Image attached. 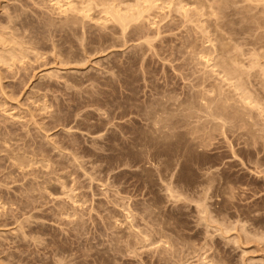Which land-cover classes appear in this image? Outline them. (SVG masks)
Returning a JSON list of instances; mask_svg holds the SVG:
<instances>
[{"label": "rangeland", "instance_id": "1", "mask_svg": "<svg viewBox=\"0 0 264 264\" xmlns=\"http://www.w3.org/2000/svg\"><path fill=\"white\" fill-rule=\"evenodd\" d=\"M56 1L0 0V264H264V173H259L264 171V151L253 150L256 143L244 147L241 131L235 137L225 132L228 143L217 131L208 145L191 146L188 139L197 140L186 127L195 120L182 111L201 89L199 80L210 79L211 69L216 71H211L213 81V76L226 79L216 65L224 57L214 50L220 45L229 47L226 54L236 56L231 59L241 56L245 61L237 63H242V78L255 76L247 78L248 84L264 83V0H145L153 1L150 11L144 0H106L112 10L132 9L129 15L142 16V23L132 16L136 20L124 34L104 15V0L103 5L100 0H65L75 6L67 3L72 10ZM75 9L90 17L71 25L69 19H77L70 16L80 18ZM191 50L194 55L187 52ZM197 56H209V65L201 67ZM228 81L235 85V80ZM262 85L249 90H258L253 95L259 97ZM260 98L264 103V96ZM163 103L178 110L164 107L169 115L159 112L157 130L149 114L164 110ZM174 113H181L184 121ZM258 117L253 127L262 131L264 120ZM174 118L178 127H186L175 126L179 132L161 128L163 121ZM164 131L169 139L163 142L158 132ZM260 132L255 135L264 137ZM238 136L244 140L236 142ZM147 138H156L155 143ZM168 140L176 146L165 144ZM165 145L171 149L164 151ZM171 150L176 152L172 157L161 156Z\"/></svg>", "mask_w": 264, "mask_h": 264}, {"label": "bare ground", "instance_id": "2", "mask_svg": "<svg viewBox=\"0 0 264 264\" xmlns=\"http://www.w3.org/2000/svg\"><path fill=\"white\" fill-rule=\"evenodd\" d=\"M58 1H59V3L60 2H63V4H65V5H63V6H67V3H64L65 2V0L64 1H61V0H57L56 1V3H58ZM68 1V0H67ZM81 1H83V0H81ZM92 1H94V0H92ZM98 1V0H97ZM103 0H100V1H98L99 3H100V5H103V3L104 4H106V5H103L104 7L105 6H108L107 5V1L106 0H104V2L103 3H101ZM106 1V2H105ZM108 1H110V0H108ZM117 1V0H116ZM135 1H138V0H135ZM134 1V2H135ZM145 1V0H144ZM154 1H156V0H154ZM171 1V0H170ZM178 1V0H177ZM220 1V0H219ZM245 1H247V0H245ZM254 1H257V0H254ZM260 1H262V0H259L258 2H260ZM89 2V1H88ZM113 2V4H115L114 3V1H112ZM133 2V1H132ZM133 2V3H134ZM139 2V1H138ZM148 4H147V3ZM150 1H145V3L143 4V6H145L146 5V7H145V9L147 10H151V9H153L152 8V2L151 3H149ZM159 2V1H158ZM167 2V1H166ZM172 2V1H171ZM214 2H216L215 0H214ZM252 2V1H251ZM83 3V2H82ZM84 3H85V1H84ZM83 3V4H84ZM119 3H121V4H124V3H122V2H119ZM129 3V2H128ZM165 3V2H164ZM172 3H174V2H172ZM200 3V2H199ZM202 3V2H201ZM223 3V2H222ZM246 3H248V2H246ZM257 3V2H256ZM69 5L71 4V2L70 3H68ZM90 4V3H89ZM94 4V3H93ZM92 4V5H93ZM98 4V3H97ZM109 4V3H108ZM113 4H109V5H113ZM120 4V5H121ZM181 4V3H180ZM185 4V3H184ZM217 3H215V5H216ZM224 4H225V2H224ZM249 4V3H248ZM252 4V3H251ZM57 5H59V4H57ZM72 5V4H71ZM80 6L79 7H81V4H79ZM95 5V4H94ZM128 5H130V4H128ZM137 5V4H136ZM141 5V4H140ZM154 6L153 7H155V4H153ZM169 5V4H168ZM171 5V4H170ZM181 5H183V4H181ZM200 5V4H199ZM253 5V4H252ZM60 6V5H59ZM72 6H74V5H72ZM87 6V4L85 5V7ZM95 6H97V5H95ZM119 6V5H118ZM117 6V7H118ZM124 6L125 5H123V6H121L122 8H124ZM131 6H134V5H131ZM142 6V7H143ZM180 6V5H179ZM221 6V5H220ZM70 8V10H72V8L70 7V6H67V8ZM85 7H81V8H85ZM112 7H115V6H112ZM111 7V8H112ZM130 7V6H129ZM136 7V6H135ZM175 7V6H174ZM173 7V8H174ZM181 7V6H180ZM57 8V7H56ZM59 8H61V7H59ZM59 8H57V10L59 9ZM63 8H65V11L66 10H68L66 7H63ZM74 8H75V6H74ZM77 8V7H76ZM87 8H89L88 6H87ZM86 8V9H87ZM90 8H91V6H90ZM95 8H97V7H95ZM126 8H128V7H126ZM126 8H124V9H126ZM144 8V7H143ZM142 8V10L144 11L145 9H143ZM164 8V7H163ZM196 8V7H195ZM216 8V7H215ZM83 9H81V10H83ZM85 9V10H86ZM109 9V10H108ZM114 9V8H113ZM115 9H117V10H115ZM115 9L114 10H112V9H110L109 8V6H108V8L107 9H105V8H103L102 9V11H104V10H107L106 12L104 11L103 13H104V15L105 16H107L108 17V20H110V23H113V24H117L118 25V27L120 28V31L122 32V34H124V32H126V30L127 29H130V28H132L131 27V22H133L134 20H136V21H138V20H141L142 19V16H141V19H139V18H136V17H134L135 16V14L134 15H129L128 13H131V11H132V9H131V7L129 8V9H131V11L129 12V11H127V9L126 10H124V11H127L128 13H123L121 10V8L119 7V9L118 8H116L115 7ZM179 7H178V12H180L181 13V10L179 11ZM186 9V8H185ZM209 9H210V7H209ZM223 9V8H222ZM230 9V8H229ZM70 10L69 11H66V12H69V14H72L73 15V11H71L70 12ZM76 10V12L75 13H78L79 11L77 10V9H75ZM89 10V9H88ZM134 10H136V13H139L138 12V10L137 9H134ZM144 11V13L145 12H149V11ZM159 10V9H158ZM161 10V9H160ZM176 10V9H175ZM215 10V9H214ZM64 11V12H65ZM84 11V10H83ZM83 11L79 14V17L80 18H77L78 16L77 15H74L73 17H71L70 16V18H72V19H77V20H75L76 22H72L70 19H69V23H71V25H73L74 23H77V22H82V20H87L88 18H87V15H88V13L87 12H90V11H85L87 14H85V13H83ZM109 11V12H108ZM122 13H121V12ZM197 11V10H196ZM209 11V10H208ZM212 11V10H211ZM59 12V11H58ZM95 12H98V11H95ZM133 12H135V11H132V13ZM142 12V11H141ZM161 12H163V11H161ZM190 12V11H189ZM107 13V14H106ZM144 13H142V14H140V15H143ZM146 13V14H147ZM182 13H187V12H182ZM199 13H201V11L199 12ZM82 14H84V16H80V15H82ZM92 14V13H91ZM155 14H157V13H155ZM209 14H211L210 16H213L214 15V13H209ZM67 15V14H66ZM95 15V14H94ZM138 15V14H137ZM149 15V14H148ZM182 16H184L183 14H181ZM186 15V14H185ZM198 15V14H197ZM222 15V14H221ZM69 16V15H68ZM77 16V17H76ZM98 16V15H97ZM101 16V15H100ZM105 16H103V18L105 17ZM134 18H136V19H133V17ZM167 16H168V14H167ZM178 16H179V14H178ZM187 16H189V15H187ZM201 16H202V14H201ZM81 17H83V19L81 18ZM84 17H86V19H84ZM139 17V16H138ZM198 17V16H197ZM213 17H215V16H213ZM216 17H218V16H216ZM68 18V17H67ZM102 18V19H103ZM148 18V17H147ZM167 18V17H166ZM168 18H170V17H168ZM183 18V17H182ZM182 18H180V19H182ZM211 18V17H210ZM210 18H207V19H210ZM81 21H80V20ZM96 19V18H95ZM101 19V20H102ZM165 19V18H164ZM184 19H185V17H184ZM190 19H191V17H190ZM203 19V18H202ZM64 20V19H63ZM91 20V19H90ZM108 20H105V22H108ZM146 20V19H145ZM187 20H189V19H187ZM186 20V21H187ZM215 20V19H214ZM214 20H212V21H214ZM222 20V19H221ZM253 20V19H252ZM67 21V20H66ZM93 21V20H92ZM104 21V20H103ZM135 21V22H136ZM185 21V20H184ZM99 22V21H98ZM151 22V21H150ZM189 22V21H188ZM216 22V21H215ZM219 22V21H218ZM238 22H240V21H238ZM73 23V24H72ZM102 23V22H101ZM139 23H142V20L139 22ZM93 24V23H92ZM134 24V26L133 27H136V23H133ZM132 24V25H133ZM153 24V23H152ZM190 24H192V23H190ZM208 24V23H207ZM70 25V26H71ZM75 25V24H74ZM79 25V24H78ZM82 25V24H81ZM96 25H98V24H96ZM187 25V24H186ZM221 25V24H220ZM231 25V24H230ZM103 26V25H102ZM101 26V27H102ZM113 26V25H112ZM138 26H140V25H138ZM211 26V25H210ZM142 27V26H141ZM140 27V28H141ZM187 27V26H186ZM153 28V27H152ZM134 29V28H133ZM220 29V28H219ZM233 31V30H232ZM231 31V32H232ZM208 32V31H207ZM140 33V32H139ZM245 33V32H244ZM128 34V33H127ZM126 34V35H127ZM133 34V33H132ZM217 34V33H216ZM220 34V33H219ZM223 34V33H222ZM119 35V34H118ZM215 35V34H214ZM228 35V34H227ZM74 36V35H73ZM146 36V35H145ZM158 36V35H157ZM209 37H211V36H209ZM219 37V36H218ZM231 37V36H230ZM157 38V37H156ZM221 38H223V37H221ZM221 38H217V40H219L218 42H220V43H222L221 42V40L222 41H224L223 39H221ZM209 39V38H208ZM221 39V40H220ZM72 40V39H71ZM120 40V39H119ZM149 41H150V39H148ZM147 40V41H148ZM1 41V40H0ZM100 41V40H99ZM144 41H146V40H144ZM147 41H146V44H147V46H148V43H147ZM207 42H209V40L207 41ZM212 42V41H211ZM226 42L228 43V41H227V39H226ZM115 43V42H114ZM194 43V42H193ZM233 43V42H232ZM100 44V43H99ZM152 44V43H151ZM192 44V43H191ZM202 44V43H201ZM200 44V45H201ZM213 44V43H212ZM215 44V43H214ZM234 44V43H233ZM211 45V44H210ZM218 45V44H217ZM230 45V44H229ZM232 45V44H231ZM65 46V45H64ZM219 46V45H218ZM228 46V45H227ZM81 47V46H80ZM189 47V46H188ZM232 47V46H231ZM235 47V46H234ZM82 48V47H81ZM149 48V47H148ZM152 48V47H151ZM190 48V47H189ZM229 47H224L223 45L221 46L220 45V47H219V49H217V48H214V50L216 49V51L215 52H219V53H221V54H219V56H221V55H223L224 57H222V60H220V61H218V62H220L219 64H216V65H220V67L221 68H223V69H221V70H223L224 72H225V75L222 73V75L221 76H223L224 78H226V79H223V78H220V75H219V78L220 79H222L221 81H220V79H218V77L217 76H213V78L216 80V81H218V82H220V83H217V82H215V80L213 81L212 80V70L213 69H211L210 70V73H208V74H210L211 75V77H209L210 79L209 80H212L214 83L212 84V81H211V83H209L208 81V79H206V80H208V81H206L205 82V79L203 78L202 80H199V81H204L205 82V84H207V85H210L209 86V89L208 88H205L206 86H204V83H202V82H200L201 83V89L200 90H197L196 92H194V94L195 95H193V100L192 99H190V98H188L187 100H188V102L187 103H184L183 105H184V109L182 110L183 112H184V110L185 111H187V112H185L186 114H187V117L188 118H190V119H194L195 120V125L194 126H192V127H190V126H188V125H190V124H192L191 122L192 121H186V122H190V123H188V127H186V126H183L181 123H183V122H181V121H179L178 120V122H180L179 124H181V126L182 127H186V128H190V132H189V136H191V138L192 139H195V140H197V141H193V140H191V139H188L189 140V142H192L191 143V146H196V147H199L200 148V145H198L199 143L201 144V143H203L204 142V144L205 143H207V142H209V141H213L212 139L214 138V140H215V138L216 137H214V135H216V134H214L213 135V132H215V133H218L217 131H220L219 132V134H220V137H219V139L221 138V136L223 137V140H226V138H224L226 135H228V133L230 134L229 136H231V137H233L235 134H237V132H240V135H242L241 137H245L244 139H246V141L245 142H247L246 144H245V142H243L244 143V145H246V146H244V147H246L247 149H250V147L248 148V146L247 145H252L253 146V144H255V146H253V148L255 147L258 151H256V152H258V153H261V152H259V151H264V149H261V150H259V146H257V141H259L260 142V145H261V143H262V146H264V137H261V135H259L258 137H257V135H255L256 133H259L261 130H258L257 128L255 129V125L253 124V122H254V120H255V118L256 117H260L261 116V114L262 113H264V105H262V104H264V103H262V101H260V100H262V98H260L261 96H264V95H262V93H264V88H262V87H264V85H262V84H264V83H262V82H259L261 85H262V87H260V89H259V93H261V96H259V97H257L256 95H253V94H255V93H253L254 91H258V90H254L253 92L252 91H250L249 89H254L255 87H251V88H248L249 86H254L255 84H253V85H251L250 84V82H249V84H248V80H250V79H247V78H249V77H251L252 75H253V73H251V75L250 76H247V78H246V80H245V77H243L242 78V75L244 74V72L243 71H241L242 69H243V67H241L242 65V63H237V61L239 62V60H241L242 59V57L241 56H238V60L236 59V60H234V59H231V58H233V57H236V56H231V53L232 52H230L229 51V54H226V52H228V51H225V50H227ZM13 49V48H12ZM191 49V48H190ZM193 50H194V48H192ZM209 49H210V47H209ZM189 50V49H188ZM193 50H191V51H187V52H189V54H190V52H192V54L194 55V51ZM208 50V49H207ZM229 50H231V48L229 49ZM12 51V50H11ZM84 51V50H83ZM238 52L236 49H234V51L233 52ZM15 52H17V51H15ZM195 52H197V50L195 51ZM205 52V51H204ZM208 52H210L209 50H208ZM215 52H213L214 54H215ZM235 52V53H236ZM93 53V52H92ZM200 53V52H199ZM198 53V54H199ZM3 54V53H2ZM15 54H18L19 55V53L17 52V53H15ZM68 54V53H67ZM201 54V53H200ZM205 54H207V53H205ZM213 54V55H214ZM217 54V55H218ZM225 54L226 55H230L231 57L229 58V57H227V56H225ZM234 54V53H233ZM21 55V54H20ZM20 55H19V57H20ZM182 55V54H181ZM202 55V54H201ZM208 55L211 57V54H209L208 53ZM236 55H240V54H236ZM17 56V55H16ZM209 56H207V58L205 57V56H203V57H199L198 58V56H197V58H198V60H197V62H200L201 63V67H205L206 65H209L208 64V62L210 61L208 58H209ZM254 55H252V57H253ZM2 57V56H1ZM5 57V56H4ZM172 57V56H171ZM239 57H241V58H239ZM258 57H259V55H258ZM197 58H195V59H197ZM214 57H212V59H213ZM245 58H247V57H245ZM255 58V57H254ZM253 58V59H254ZM6 59V58H5ZM12 59V58H11ZM15 59V58H14ZM18 59H20V58H18ZM211 59V58H210ZM218 59H219V57H218ZM217 59V60H218ZM256 59V58H255ZM1 60V59H0ZM4 60V59H3ZM3 60H1L2 62H3ZM189 60V59H188ZM216 60V58H214V61ZM248 60H250V58L249 59H247V62H248ZM5 61H7V60H5ZM9 61V60H8ZM7 61V62H8ZM11 61V60H10ZM193 61H195V60H193ZM214 61H211V62H213V64H215L216 63V61H215V63H214ZM242 61L243 62H245L243 59H242ZM7 62H5V63H3V64H7ZM196 62V61H195ZM196 62V63H197ZM210 62V63H211ZM255 62V63H254ZM252 64H256V61H254ZM194 63V62H193ZM199 63V64H200ZM212 64V65H213ZM239 64V65H238ZM244 64V63H243ZM252 64H251V66H252ZM262 64H264V63H262ZM261 64V65H262ZM11 65H12V62H11ZM202 65H205V66H202ZM212 65H210V66H212ZM216 65L215 66H212V67H214V68H217L218 69V67H216ZM210 66H208V67H210ZM250 66V67H251ZM254 66H257V65H254ZM253 66V67H254ZM207 67V66H206ZM211 67V68H212ZM239 67H241L242 69H240ZM188 68V67H187ZM249 68V67H248ZM258 68V67H257ZM191 69V68H190ZM210 69V68H209ZM216 69V70H217ZM260 69H262V67L260 68ZM259 69V70H260ZM203 70H205V69H203ZM219 70V69H218ZM244 70V69H243ZM191 71V70H190ZM198 71V70H197ZM213 71H215V70H213ZM253 71V70H252ZM205 72V71H204ZM206 72H207V70H206ZM216 72V71H215ZM218 72V71H217ZM222 72V71H221ZM220 72V73H221ZM260 72V71H259ZM203 73V72H202ZM249 74L250 72H247V70H246V72H245V74ZM193 74V73H192ZM199 74H201V72L199 73ZM219 74V73H218ZM218 74H214V75H218ZM247 74V75H248ZM203 75L205 76V77H207L208 78V76H206L205 75V73H203ZM243 76H246V75H243ZM254 76V75H253ZM252 76V77H253ZM251 77V78H252ZM255 77V76H254ZM192 78V77H191ZM201 79V78H200ZM227 79H233V80H235L234 82H235V85H234V83L232 84V86L230 87L229 85H231L230 84V82H232V81H228ZM259 80V79H258ZM199 81H197V82H199ZM229 82V84H227L226 82ZM251 81V80H250ZM217 83V84H216ZM255 83V82H254ZM257 83V82H256ZM202 84H203V88H202ZM184 85V84H183ZM197 85H200L199 83L197 84ZM212 85V86H211ZM261 85H255L256 86V88H257V86L259 87V86H261ZM199 87V86H198ZM199 87V88H200ZM197 88V87H196ZM205 88V89H204ZM238 88V89H237ZM255 88V89H256ZM208 89V90H207ZM258 89V88H257ZM237 90L239 91L240 90V93L238 92L237 93ZM250 91V92H249ZM193 93V92H192ZM260 98V99H259ZM167 99V98H166ZM168 100H170V98L168 99ZM185 100V99H184ZM191 100V101H190ZM186 101V100H185ZM167 102V101H166ZM172 103V102H171ZM174 103H176V102H174ZM174 103H172V104H174ZM262 103V104H261ZM163 104H165V106H162V107H160L161 109L162 108H164V107H166L167 108V110H169V111H173V110H171V108H169V105L170 106H172V104H167L166 105V103H163ZM162 104V105H163ZM180 104H182V102L180 101ZM178 105V104H177ZM160 106H161V103H160ZM168 106V107H167ZM182 106V105H181ZM158 107H159V105H158ZM175 108L177 107V106H174ZM158 109V108H157ZM166 110V111H167ZM176 111L178 110V108H176L175 109ZM174 110V111H175ZM173 111V112H174ZM188 111H190V112H188ZM159 112L160 113H162V114H164V115H169V113L167 112L166 114H165V108H164V110L162 109V111L161 110H158V111H155V112H153V113H150L149 115H153V116H151L152 118H154V120H155V122L156 121H159V117L161 116V114H159ZM173 112H171V113H173ZM179 112H181V111H179ZM170 113V114H171ZM182 113V112H181ZM181 113L180 114H178L177 115V113H174V114H176L175 115V117L176 116H180V117H177V118H181L182 116H181ZM148 115V116H149ZM257 115V116H256ZM254 116H256V117H254ZM262 116H264V114H262ZM162 117H164V116H162ZM171 116H169V118H170ZM259 117L257 118V119H259ZM156 118H158V119H156ZM177 118H174L175 120L177 119ZM261 119L260 120H264V119H262V118H264V117H260ZM151 119V118H150ZM149 119V120H150ZM162 119V118H161ZM185 119L187 120V118L185 117ZM173 120V119H172ZM181 120L182 121H184L183 120V118H181ZM189 120V119H188ZM151 122H153L155 125L157 124V122L155 123L153 120L151 121ZM159 122H162L161 120L159 121ZM166 122H170V123H166ZM186 122H184V124L186 123ZM257 121L255 120V123H256ZM261 122V121H260ZM259 123V122H258ZM257 123V124H258ZM152 124V123H151ZM187 124V123H186ZM185 124V125H186ZM256 124V125H257ZM262 124H264V122H262ZM193 125V124H192ZM226 125H227V127H226ZM175 126H177L178 127V124H177V120L174 122V121H171V119H169V120H165V121H163V123H162V126H161V128H164V129H172L173 130V132L175 131V130H177V129H174V127ZM253 126H255V127H253ZM156 127V126H155ZM158 127H159V125L157 124V130H159L158 129ZM181 127V128H182ZM261 127V126H260ZM180 127H178V129H179ZM180 128V129H181ZM151 129H152V127H151ZM153 129H155V128H153ZM185 129V128H184ZM187 129V130H188ZM260 129V128H259ZM156 130V131H157ZM163 130V129H162ZM256 131V133H255V131ZM178 131V130H177ZM189 131V130H188ZM262 131H264V130H262ZM261 131V132H262ZM151 132H153L152 130H151ZM150 132V133H151ZM155 132V131H154ZM179 132V131H178ZM225 132H228L227 134L225 133ZM236 132V133H235ZM260 132V133H261ZM160 135H159V137H162L161 139H162V141L164 140H167V138H168V134L164 131V132H162V133H160V132H158ZM185 134H187L188 132H186V130H185V132H184ZM199 133H201L199 136H197V134H199ZM233 133H235V134H233ZM143 134H145V133H143ZM142 134V135H143ZM154 134V133H153ZM173 134V133H172ZM218 134V135H219ZM149 136H150V134H148ZM147 135V136H148ZM218 135H217V137H218ZM225 135V136H224ZM239 135V136H240ZM146 136V135H145ZM175 136V135H174ZM239 136L236 138V142H237V140H244V139H239ZM139 137H141V136H139ZM154 137V136H153ZM156 137V136H155ZM235 137V136H234ZM255 137H257V138H260V139H262V142L260 141V140H258L257 138H255ZM156 138H158V137H156ZM156 138H153V139H150V138H147V139H149V140H151V142L152 141H154L153 143H155V140H156ZM190 138V137H189ZM142 139V138H141ZM169 139V138H168ZM219 139H217V140H219ZM229 139V138H228ZM256 139V140H255ZM177 140V139H176ZM182 139H181V137H180V140L179 141H181ZM216 140V141H217ZM232 140V139H231ZM139 141V140H138ZM163 141V142H164ZM184 141H185V138H184ZM169 142V143H168ZM168 142L167 143H165V144H168V145H175V144H171L172 142H171V140H168ZM183 142V141H182ZM186 142V141H185ZM193 142H199V143H197L196 145H192V144H194ZM225 142H229V141H225ZM241 142V141H240ZM138 143V142H137ZM162 143V142H161ZM211 144H210V146L213 144L212 142H210ZM139 145L137 146V147H142L141 145H140V143H138ZM143 144V143H142ZM209 143H207V145H208ZM150 144H148V146H149ZM152 145V144H151ZM168 145H165V146H162V148L163 147H167V148H169L168 147ZM179 145H182V144H179ZM203 145V144H202ZM207 145H203V148L204 147H206V148H208V146ZM214 145V144H213ZM212 145V146H213ZM158 146V145H157ZM176 146V145H175ZM183 146V145H182ZM186 146H190V145H186ZM257 146V147H256ZM261 146V147H262ZM134 147H136V146H134ZM154 147V146H153ZM156 147V146H155ZM179 147V146H178ZM177 147V148H178ZM181 147V146H180ZM193 147V148H194ZM230 147V146H229ZM167 148H165V149H167ZM173 148V147H172ZM176 148V147H175ZM199 148H195L196 149V151H197V149H199ZM201 148H202V146H201ZM206 148H204V149H206ZM232 148H234V147H232ZM253 149V150H256V149ZM262 148H264V147H262ZM131 149V148H130ZM135 149V148H134ZM156 149H158V148H156ZM165 149L163 148V150L165 151ZM171 148H169V149H167V150H170ZM174 149V148H173ZM172 149V150H173ZM178 149H180V148H178ZM178 149H176V151L178 150ZM186 150H188L187 149V147L185 148ZM190 149H191V147H190ZM136 151H137V149H135ZM172 150H171V152H172ZM181 151H182V149H180ZM186 150L185 151H183L182 152V155L184 154V158H187L188 157V155H185V153L184 152H186ZM252 150V149H251ZM140 151V150H139ZM164 151H162L164 154L166 153V152H164ZM192 151V150H191ZM246 151H248V150H246ZM132 152V151H131ZM155 152H157V151H155ZM201 152V151H200ZM249 152V151H248ZM158 153V152H157ZM169 153V152H168ZM173 153H176V152H172V153H170V155H161V156H170V157H172L173 156ZM179 153V152H178ZM191 153V152H190ZM194 153V152H193ZM254 153V152H253ZM24 154V153H23ZM186 154H187V152H186ZM247 154H249V153H247ZM262 154V153H261ZM194 155V154H193ZM250 155V154H249ZM256 155H258L257 153H256ZM176 157H180V155H175ZM190 156V155H189ZM199 156V155H198ZM262 156H264V155H262ZM24 157V156H23ZM150 157V156H149ZM183 157V156H182ZM39 158V157H38ZM133 158H135V157H133ZM165 158H167V157H165ZM191 158H195V157H191ZM191 158H189V159H191ZM259 158H261V157H259ZM11 159V158H10ZM33 159V158H32ZM41 159V158H40ZM95 159V158H94ZM169 159V158H168ZM171 159V158H170ZM180 159V158H179ZM188 159V160H189ZM151 160H152V158H151ZM172 160V159H171ZM170 160V161H171ZM181 160V159H180ZM186 160V159H185ZM193 160V159H192ZM259 160V159H258ZM262 160H264V157H262V159L260 160L261 162H262ZM23 161V160H22ZM29 161V160H28ZM79 161V160H78ZM89 161V160H88ZM163 161V160H162ZM168 161V160H167ZM194 161H195V159L192 161V163L193 164H195L194 163ZM15 162V161H14ZM18 162V161H17ZM136 162V161H135ZM172 162V161H171ZM189 162H191V161H189ZM259 162V161H258ZM261 162H259V163H257V165H259V166H261L260 164H261ZM30 163V162H29ZM76 163V162H75ZM167 163H169V162H167ZM185 163H186V165L187 166H189L190 164H188V161L186 162L185 161ZM197 163V162H196ZM31 164V163H30ZM114 164V163H113ZM163 164H165V162L163 163ZM170 164V163H169ZM171 164H174V162H172ZM180 164V163H179ZM192 164V165H193ZM254 164H255V162H254ZM14 165V164H13ZM23 164H21L20 165V167L22 166ZM32 165V164H31ZM77 165V164H76ZM93 165V164H92ZM160 165V164H159ZM166 165H168V164H166ZM166 165H165V167H166ZM183 165H184V163H183ZM25 166V165H24ZM162 165H160V167H161ZM169 166V165H168ZM173 166V165H172ZM185 166V165H184ZM194 166V165H193ZM196 166V165H195ZM46 167V166H45ZM94 167V166H93ZM142 167V166H141ZM162 167H164V165L162 166ZM161 167V168H162ZM192 167V166H191ZM201 167V166H200ZM199 167V168H200ZM256 167V166H255ZM90 168V167H89ZM160 168V169H161ZM167 168V167H166ZM166 168H164L166 171H167V169ZM187 167H185V169H186ZM190 168V167H189ZM198 168V167H197ZM196 168V170H198ZM202 168V167H201ZM200 168V169H201ZM204 168H206V166L204 167ZM211 168V167H210ZM260 168V167H259ZM82 169V168H81ZM80 169V170H81ZM91 169H93L92 167H91ZM163 169V168H162ZM192 169V168H191ZM195 169V168H194ZM207 169V168H206ZM256 169V168H255ZM164 170V171H165ZM169 170V169H168ZM173 170V169H172ZM208 170V169H207ZM213 170V169H212ZM195 171V170H194ZM200 171H203L202 169L200 170ZM169 172V171H168ZM185 172H186V170H185ZM189 172H191V170L189 171ZM188 172V173H189ZM210 172V171H209ZM259 172V171H258ZM59 173V172H58ZM187 173V172H186ZM192 173V172H191ZM218 173V172H217ZM259 173H264V171H261V172H259ZM55 174V173H54ZM88 174V173H87ZM169 174H171V173H169ZM179 174V173H178ZM187 175V174H186ZM204 175H206V173L204 174ZM262 175H264V174H262ZM261 175V176H262ZM85 176V175H84ZM88 176V175H87ZM101 176V175H100ZM192 176V175H191ZM89 178V177H88ZM91 178V177H90ZM190 178V177H189ZM188 179V178H187ZM191 179V178H190ZM193 179V178H192ZM196 179V178H195ZM52 180V179H51ZM96 180V179H95ZM160 180V179H159ZM204 181H206L205 179H203ZM170 181V180H169ZM182 181V180H181ZM187 181H191V183H192V181L193 180H187ZM196 182H198L199 183V181H197V180H195ZM202 181V180H201ZM200 181V182H201ZM195 182V183H196ZM162 183V182H161ZM168 183H170V182H168ZM194 184V183H193ZM192 184V185H193ZM200 184V183H199ZM199 184H196V185H199ZM208 184V183H207ZM187 185H189V184H187ZM195 185V186H196ZM190 186V185H189ZM194 186V187H195ZM200 186V185H199ZM199 186H196V187H198V189H199ZM202 186V185H201ZM200 186V187H201ZM205 187V186H204ZM210 187V186H209ZM76 188V187H75ZM166 188V187H165ZM202 188V187H201ZM194 189H196V188H194ZM206 189V188H205ZM207 189H209L208 187H207ZM166 190H168V189H166ZM202 190V189H201ZM71 192V191H70ZM117 192V191H116ZM164 192H167V191H164ZM168 192H170V191H168ZM229 192V191H228ZM73 193V192H72ZM205 193V192H204ZM70 194V193H69ZM119 195V194H118ZM169 195H172V194H169ZM182 195V194H181ZM228 195V194H227ZM116 196V195H115ZM167 196V195H166ZM70 197V196H69ZM170 197V196H169ZM172 197V196H171ZM205 197H206V195H205ZM128 199V198H127ZM173 199V198H172ZM174 199H178V197L177 198H174ZM206 199V198H205ZM69 200H71L70 198H69ZM175 200V201H176ZM35 201V200H34ZM156 201V200H155ZM174 201V202H175ZM202 201H204V200H202ZM76 202V201H75ZM112 202V201H111ZM154 202V201H153ZM152 202V203H153ZM169 202V201H168ZM1 205V204H0ZM2 205H4V204H2ZM128 205V204H127ZM154 205V204H153ZM155 206H157V205H155ZM2 207V206H1ZM196 207H198V206H196ZM262 207H264V206H262ZM126 208H128V207H126ZM151 208H153V207H151ZM157 208V207H156ZM26 209V208H25ZM262 209V208H261ZM92 210V209H91ZM150 210V209H149ZM262 210H264V209H262ZM69 211V210H68ZM67 211V212H68ZM95 211V210H94ZM125 212V211H124ZM152 212V209H151V211H150V213ZM154 212H155V209H154ZM249 212H251V211H249ZM126 213V212H125ZM134 213V212H133ZM149 213V214H150ZM153 213V212H152ZM73 214V213H72ZM250 214V213H249ZM251 214H252V212H251ZM128 215V214H127ZM154 216H156L155 214H153ZM63 216V215H62ZM73 216V215H72ZM129 217V216H128ZM152 218V217H151ZM248 218V217H247ZM153 219H155V218H153ZM247 220H250V217L247 219ZM126 221V220H125ZM254 221V220H253ZM154 222H157V221H154ZM165 222V221H164ZM117 223V222H116ZM249 223V222H248ZM157 224V223H156ZM144 225V224H143ZM158 226V225H157ZM161 226V225H160ZM168 227V226H170V225H165V227ZM252 226H255V225H252ZM80 227V226H79ZM122 227V226H121ZM126 227V226H125ZM132 227V226H131ZM130 227V228H131ZM162 227V226H161ZM160 227V228H161ZM164 227V228H165ZM258 227V226H257ZM112 228V227H111ZM127 228V227H126ZM138 228V227H137ZM153 228V227H152ZM157 228V230L159 229V226L158 227H156ZM163 228V227H162ZM249 228V227H248ZM250 228H253V227H251L250 226ZM127 230H130L129 228L127 229ZM156 230V231H157ZM254 231H256V228L255 229H253ZM257 230H259V229H257ZM134 231H136V232H134L132 235H137L136 233H137V230H134ZM160 231V230H159ZM262 231H264V229H262ZM262 231H258V232H262ZM158 232V231H157ZM164 232V231H163ZM162 232V233H163ZM130 233V232H129ZM129 233H127V234H129ZM145 233V232H144ZM162 233H161V236H163L162 238L163 239H165L164 237V235H162ZM166 233V232H165ZM165 233H163V234H165ZM250 233V232H249ZM254 233H257V232H254ZM254 233H251V234H253L254 235ZM262 233H264V232H262ZM84 234H85V232H84ZM139 234H140V232H139ZM173 234V233H172ZM131 235V236H132ZM257 235L259 236V237H261L260 235H262V234H258L257 233ZM126 236V235H125ZM128 236V235H127ZM136 237V236H135ZM141 236L139 235V237L138 238H140ZM147 237V236H146ZM174 237V236H173ZM262 237H264V235H262ZM121 238H124V237H121ZM128 238H130V237H128ZM167 238V237H166ZM132 239V238H131ZM159 239H161V238H159ZM170 239V238H169ZM136 240V239H135ZM142 240V239H141ZM145 240V239H144ZM261 240H264V239H261ZM121 241V240H120ZM139 241H140V239H139ZM146 241V240H145ZM156 241H158L159 242V240H156ZM168 241V242H167ZM165 242H167L166 244H168V245H170L169 243H171V242H169V240H166L165 239ZM118 243V242H117ZM119 243H121V242H119ZM145 243H147V242H145ZM157 243V242H156ZM163 243V242H162ZM130 244V243H129ZM136 244H137V242H136ZM151 244V243H150ZM159 244V243H158ZM164 244V243H163ZM139 245V244H138ZM149 245V244H148ZM137 246V245H136ZM164 246H166V245H164ZM155 247V246H154ZM161 249V248H160ZM165 249V248H164ZM171 249V248H170ZM133 250V249H132ZM163 251H165V250H163ZM73 255V254H72ZM161 257V256H160ZM166 258V257H165ZM165 261V260H164ZM217 264H219V263H217Z\"/></svg>", "mask_w": 264, "mask_h": 264}]
</instances>
